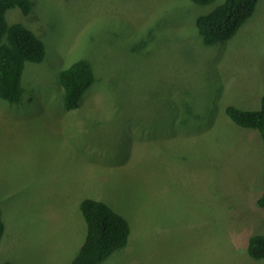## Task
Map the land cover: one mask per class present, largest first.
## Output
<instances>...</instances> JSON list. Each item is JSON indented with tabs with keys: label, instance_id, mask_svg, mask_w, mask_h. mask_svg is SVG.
<instances>
[{
	"label": "rangeland",
	"instance_id": "374dc122",
	"mask_svg": "<svg viewBox=\"0 0 264 264\" xmlns=\"http://www.w3.org/2000/svg\"><path fill=\"white\" fill-rule=\"evenodd\" d=\"M221 0H30L6 11L43 42L17 102L0 98V263L71 264L105 202L130 225L100 264H264V138L226 114L264 96V0L231 37L206 44L197 18ZM94 81L67 109L61 70Z\"/></svg>",
	"mask_w": 264,
	"mask_h": 264
},
{
	"label": "trees",
	"instance_id": "16d2710c",
	"mask_svg": "<svg viewBox=\"0 0 264 264\" xmlns=\"http://www.w3.org/2000/svg\"><path fill=\"white\" fill-rule=\"evenodd\" d=\"M207 4L214 0H191ZM258 0H221L211 11L197 18V28L206 44L231 38L238 28L252 15ZM17 7L23 14L31 9L30 0H0V98L10 103L17 102L21 93V78L26 62L38 63L45 56L41 39L20 23H8L5 13ZM91 64L78 60L61 70L59 81L64 89L67 109H75L79 98L94 81ZM226 114L241 127L257 130L264 138V96L258 109L239 108L228 105ZM264 181V180H263ZM264 186V185H263ZM257 205L264 208V187L257 198ZM86 223V234L82 245L71 264H100L114 250L126 245L130 234L127 219L114 211L105 202L94 198H83L79 204ZM4 223L0 210V241ZM246 251L255 259L264 258V234L249 236ZM0 264H14L3 261Z\"/></svg>",
	"mask_w": 264,
	"mask_h": 264
}]
</instances>
